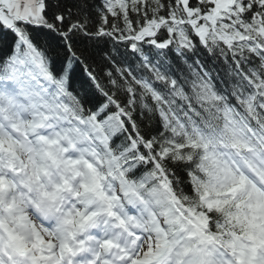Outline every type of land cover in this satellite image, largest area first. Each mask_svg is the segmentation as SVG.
I'll return each instance as SVG.
<instances>
[{"label":"snow or ice","instance_id":"6c2138e0","mask_svg":"<svg viewBox=\"0 0 264 264\" xmlns=\"http://www.w3.org/2000/svg\"><path fill=\"white\" fill-rule=\"evenodd\" d=\"M0 264H264V0H0Z\"/></svg>","mask_w":264,"mask_h":264}]
</instances>
